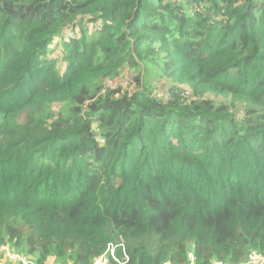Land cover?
<instances>
[{"label": "trees", "instance_id": "obj_1", "mask_svg": "<svg viewBox=\"0 0 264 264\" xmlns=\"http://www.w3.org/2000/svg\"><path fill=\"white\" fill-rule=\"evenodd\" d=\"M121 243L128 264L264 254V0H0V247Z\"/></svg>", "mask_w": 264, "mask_h": 264}, {"label": "built area", "instance_id": "obj_2", "mask_svg": "<svg viewBox=\"0 0 264 264\" xmlns=\"http://www.w3.org/2000/svg\"><path fill=\"white\" fill-rule=\"evenodd\" d=\"M127 73H125L126 75L129 73L128 70ZM117 82V79L114 81L108 80L106 82V87H114V83ZM134 86H130V90L131 91H135L133 88ZM165 92L163 91L162 87L158 84L157 85V97H159L160 99L165 98ZM118 246H122V254H119V249L117 250ZM120 249V250H121ZM0 253L1 255L4 254L5 257H7L11 262L9 264H34L33 262L31 263L29 261V259L25 256H22L12 250L9 249V247L7 245L0 247ZM107 255L111 256L116 263L118 264H128L130 261V257L129 254L127 252V250L125 249L124 243H121L120 245H114V244H110L106 250V252L99 256V258L96 260V263L101 262L103 259H105L106 262V258ZM190 259H191V263L190 264H195V256L190 253L189 254ZM5 260V258H2L1 261ZM103 264H107V263H103ZM215 264H225L223 262H216ZM244 264H264V254L262 252H260L257 249H250L248 252V255L246 256L245 262Z\"/></svg>", "mask_w": 264, "mask_h": 264}, {"label": "rangeland", "instance_id": "obj_3", "mask_svg": "<svg viewBox=\"0 0 264 264\" xmlns=\"http://www.w3.org/2000/svg\"><path fill=\"white\" fill-rule=\"evenodd\" d=\"M148 72H149V73H152V68H151V67L148 69ZM130 75H131V74H130ZM122 76H123V75H122ZM131 76H132V75H131ZM118 79H119V78H118ZM122 79H123V82H121V84H122V85H125V84H126L125 86H126L127 88L130 89V85H129L128 83H124V81H127V80H128V74H127V75L125 74V75L122 77ZM158 82H159V81H158ZM158 82H157V83H158ZM157 83H156V84H157ZM159 83H160V82H159ZM116 85H117V83H114L113 86L116 87ZM239 113H240V112H238V114H239ZM239 115H240V114H239ZM121 242H124V240H122ZM7 245H8V244H7ZM10 246H11V245H10ZM10 246H8V247H9L10 250H12ZM0 258H4V257L1 255V253H0ZM98 258H99V257H98ZM98 258H96V259L94 260V264H103V263H106V262H105V259H103V260H102L101 262H99V263H96V260H97Z\"/></svg>", "mask_w": 264, "mask_h": 264}]
</instances>
